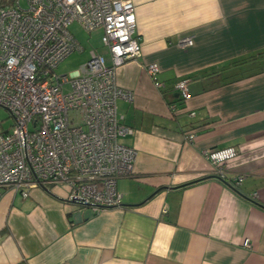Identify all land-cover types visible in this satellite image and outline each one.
I'll list each match as a JSON object with an SVG mask.
<instances>
[{
  "label": "crops",
  "instance_id": "obj_1",
  "mask_svg": "<svg viewBox=\"0 0 264 264\" xmlns=\"http://www.w3.org/2000/svg\"><path fill=\"white\" fill-rule=\"evenodd\" d=\"M131 1L140 55L115 74L134 92L116 103L136 150L122 207L78 221L62 186L0 187V264H264V0ZM227 147L225 183L204 151Z\"/></svg>",
  "mask_w": 264,
  "mask_h": 264
},
{
  "label": "built area",
  "instance_id": "obj_2",
  "mask_svg": "<svg viewBox=\"0 0 264 264\" xmlns=\"http://www.w3.org/2000/svg\"><path fill=\"white\" fill-rule=\"evenodd\" d=\"M21 1L0 4V106L13 118L0 132V187L26 197L36 186H62L65 200L76 205L73 220L86 211L121 208L117 180L134 173L136 150L120 142L132 128L122 123L116 103L132 101L134 92L120 87L115 74L140 55L134 5L131 0ZM73 22L88 33L101 28L110 63L91 50L73 73L55 72L66 56L83 50L69 31ZM146 72L164 89L155 62ZM188 80L173 84L184 102L190 98ZM194 138L193 132L186 136ZM204 156L224 178L222 164L235 149L205 150ZM241 178L236 176L234 184Z\"/></svg>",
  "mask_w": 264,
  "mask_h": 264
},
{
  "label": "rangeland",
  "instance_id": "obj_3",
  "mask_svg": "<svg viewBox=\"0 0 264 264\" xmlns=\"http://www.w3.org/2000/svg\"><path fill=\"white\" fill-rule=\"evenodd\" d=\"M11 2L12 0L8 1V3ZM21 4H25L24 0L21 1ZM69 31L77 39L83 50L81 52L74 51L66 56L62 61H60L55 68V72L57 74H70L79 69L80 65L86 63L89 59V52L91 50L99 52L107 57L106 47L103 46L101 42V28L88 33L87 31L83 30L80 25L74 23L69 26ZM12 124V116L8 110L0 106V132L8 130Z\"/></svg>",
  "mask_w": 264,
  "mask_h": 264
},
{
  "label": "water",
  "instance_id": "obj_4",
  "mask_svg": "<svg viewBox=\"0 0 264 264\" xmlns=\"http://www.w3.org/2000/svg\"><path fill=\"white\" fill-rule=\"evenodd\" d=\"M92 214L90 211H86L83 215H78L77 220L80 221L81 219H86L90 217Z\"/></svg>",
  "mask_w": 264,
  "mask_h": 264
},
{
  "label": "trees",
  "instance_id": "obj_5",
  "mask_svg": "<svg viewBox=\"0 0 264 264\" xmlns=\"http://www.w3.org/2000/svg\"><path fill=\"white\" fill-rule=\"evenodd\" d=\"M8 1H10V0H0V4H5V3H7ZM210 177L217 178V179H219L220 181H222V182H225V183H226L225 179H224V178H221V177H219L217 174H216V175H212V176H210ZM227 184H228V183H227Z\"/></svg>",
  "mask_w": 264,
  "mask_h": 264
}]
</instances>
